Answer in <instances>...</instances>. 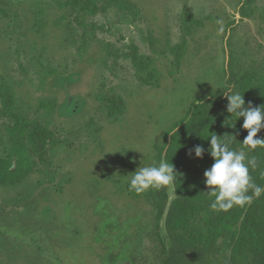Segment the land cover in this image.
I'll use <instances>...</instances> for the list:
<instances>
[{
  "label": "rangeland",
  "instance_id": "374dc122",
  "mask_svg": "<svg viewBox=\"0 0 264 264\" xmlns=\"http://www.w3.org/2000/svg\"><path fill=\"white\" fill-rule=\"evenodd\" d=\"M123 1L130 9L106 6L81 27L53 0H0V74L28 118L45 125L42 98H55L62 114L69 97L84 102L78 114L50 120L62 145H47L40 172L16 188L0 187V264H129L124 241L147 207L115 193L112 182L153 166L154 146L190 104L218 89L228 43L244 70L264 71V0ZM183 11L203 26L188 38L175 72L170 48L180 42ZM132 47L153 59L158 87L139 83ZM49 69L57 75L42 83ZM102 96L125 102L118 122L107 119ZM9 122L0 101V135ZM229 246L224 238L211 263L230 264ZM247 261L242 254L237 264Z\"/></svg>",
  "mask_w": 264,
  "mask_h": 264
},
{
  "label": "trees",
  "instance_id": "16d2710c",
  "mask_svg": "<svg viewBox=\"0 0 264 264\" xmlns=\"http://www.w3.org/2000/svg\"><path fill=\"white\" fill-rule=\"evenodd\" d=\"M53 2L60 9L70 10L81 27L86 17L96 16L100 11H105L106 6L119 9L131 7L123 0ZM240 12L246 18L247 13L242 9ZM61 20L64 19L61 17ZM234 25L235 21L230 22L226 30L233 31ZM202 26L203 22L192 13L182 12L181 39L170 48L175 72L186 56L188 38ZM80 48H84L82 44ZM226 53L228 60L222 75L218 76V89L190 104L185 117L166 134L170 139L165 137L163 145L153 148V166H158L161 160L174 165L178 174L176 183L136 193L130 190L129 182H112L115 193L124 194L137 208L141 204L147 207L134 218L133 240L124 241L129 249L127 257L132 264H212L218 245L224 238L230 241V264H237L242 254L248 255L246 264H264V194L259 198L253 197L251 203L243 207L234 206L226 212L218 211L211 209L214 198L207 193L204 184V172L214 163L209 152L210 141L207 140L215 134L229 144L230 150H242L246 158L255 157L257 167L249 169L250 175L254 183L264 187V147L250 150L242 144L248 134L242 128L243 117H231L226 111L228 102L224 94L233 89L244 95L245 107L249 104L253 107L264 106V71L244 70L233 57L229 43ZM130 60L141 85L158 87L159 73L150 56L138 54L137 49L132 47ZM56 75V70H47L42 83ZM0 101L10 119L0 135V186L16 188L40 172L39 166L45 159L48 144L51 150L62 145L54 139L47 125L55 113L64 115L55 98H42L37 101V107L46 119L45 125L29 119L28 109L18 103L14 91L1 74ZM99 101L107 119L118 122L125 112V102L118 96H102ZM88 127L92 129L95 125L89 123ZM97 131L94 130L95 133ZM257 138H264V129ZM197 145L205 149L202 159L195 157L194 148ZM105 231H114L113 226Z\"/></svg>",
  "mask_w": 264,
  "mask_h": 264
},
{
  "label": "clouds",
  "instance_id": "9594fccd",
  "mask_svg": "<svg viewBox=\"0 0 264 264\" xmlns=\"http://www.w3.org/2000/svg\"><path fill=\"white\" fill-rule=\"evenodd\" d=\"M224 94L228 102L226 111L231 117L235 116L238 119L243 117L242 128L248 134L242 144L247 145L250 150L258 146L264 147V138H257L258 133L264 129V106L253 107L249 104L245 107L244 95L233 89ZM207 141H210L209 152L214 160L211 168L204 172L207 193L214 198L210 204L211 209L226 212L234 206L243 207L250 204L253 197L259 198L264 194V187L254 183L249 171L250 168L254 170L257 167L255 157L246 158L244 151L230 150L229 144L215 134ZM204 152L202 145L194 148L196 158L202 159ZM125 177H130V190L143 193L149 189L174 185L178 174L174 170V165L161 160L158 166H140L134 173Z\"/></svg>",
  "mask_w": 264,
  "mask_h": 264
},
{
  "label": "water",
  "instance_id": "95a60500",
  "mask_svg": "<svg viewBox=\"0 0 264 264\" xmlns=\"http://www.w3.org/2000/svg\"><path fill=\"white\" fill-rule=\"evenodd\" d=\"M84 102L82 99L77 97H69L66 102V106L63 110L64 116H73L82 111ZM170 139V137H169ZM172 198V195H171Z\"/></svg>",
  "mask_w": 264,
  "mask_h": 264
},
{
  "label": "flooded vegetation",
  "instance_id": "af4514ba",
  "mask_svg": "<svg viewBox=\"0 0 264 264\" xmlns=\"http://www.w3.org/2000/svg\"><path fill=\"white\" fill-rule=\"evenodd\" d=\"M46 174H47V173H46ZM39 182H40V181H39ZM50 182H51V181H50ZM40 183H41V182H40ZM0 187H1V186H0ZM109 256H110V259H109L108 262H109V263L114 262V260L112 259V257H114V256H112V255H109ZM127 259H128V260H126V261H127L129 264H132L128 257H127Z\"/></svg>",
  "mask_w": 264,
  "mask_h": 264
}]
</instances>
